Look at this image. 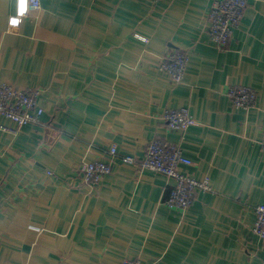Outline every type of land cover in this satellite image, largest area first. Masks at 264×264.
<instances>
[{
  "label": "crops",
  "instance_id": "0c3cea01",
  "mask_svg": "<svg viewBox=\"0 0 264 264\" xmlns=\"http://www.w3.org/2000/svg\"><path fill=\"white\" fill-rule=\"evenodd\" d=\"M38 1L20 17L16 0H0V84L42 89L44 111L16 134L0 130V263L264 264L253 233L264 205V0H249L225 48L208 35L214 0ZM172 50L188 55L179 84L158 70ZM237 86L257 92L254 108L232 107ZM180 108L195 120L184 133L161 119ZM154 140L180 144L192 162L181 171L209 179L212 192L184 213L164 203L170 179L109 154L143 159ZM97 160L112 172L90 188L82 169Z\"/></svg>",
  "mask_w": 264,
  "mask_h": 264
},
{
  "label": "built area",
  "instance_id": "2783aa9c",
  "mask_svg": "<svg viewBox=\"0 0 264 264\" xmlns=\"http://www.w3.org/2000/svg\"><path fill=\"white\" fill-rule=\"evenodd\" d=\"M249 0H214L207 14L209 25L208 35L211 42L219 48H225L232 33L237 29L243 19V13ZM38 0H16V13L25 16L31 9H38ZM135 38L146 43L148 39L135 34ZM188 63L187 53L180 50H172L166 54L158 65V70L166 73L172 82L179 84L184 78ZM40 88H20L14 85L0 84V117L10 121L16 127L0 125V130L16 134L19 127L30 124H39L44 113L38 101L41 96ZM232 107L248 110L257 104V92L246 86L229 87L226 92ZM161 119L170 130L184 133L195 120L187 108L165 109ZM259 145L264 149V128L259 140ZM111 158H119L120 162L135 165L140 171H153L170 179L174 184L165 198V205L184 213L193 203L198 192H212L209 179L196 180L181 171L183 165H191L192 162L183 154L180 144L169 143L161 140L150 142L145 150L143 159H137L130 155H117L115 147H111ZM83 183L90 188L100 184L103 177L112 172V161L100 160L84 164ZM255 220L253 233L264 244V205L259 204L254 208ZM1 264V263H0ZM121 264H157L156 262H144L141 259H124Z\"/></svg>",
  "mask_w": 264,
  "mask_h": 264
},
{
  "label": "rangeland",
  "instance_id": "374dc122",
  "mask_svg": "<svg viewBox=\"0 0 264 264\" xmlns=\"http://www.w3.org/2000/svg\"><path fill=\"white\" fill-rule=\"evenodd\" d=\"M194 119V118H193Z\"/></svg>",
  "mask_w": 264,
  "mask_h": 264
}]
</instances>
